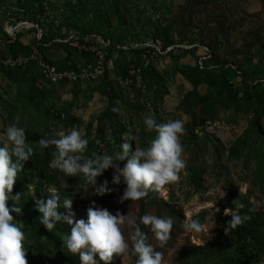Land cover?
I'll use <instances>...</instances> for the list:
<instances>
[{"label":"rangeland","instance_id":"1","mask_svg":"<svg viewBox=\"0 0 264 264\" xmlns=\"http://www.w3.org/2000/svg\"><path fill=\"white\" fill-rule=\"evenodd\" d=\"M205 2L0 0V145L7 142L5 131L12 124L24 128L26 138H56L57 131L77 127L89 141L85 157L111 155L123 143L133 150L149 146L156 132L146 130L147 116L157 123H184L180 142L185 167L178 179L133 202H121L126 185L112 183L114 169L97 178V185L108 181L111 194L96 196L94 189L81 187L82 176L49 168L54 146L42 149L27 139L33 148L30 160L53 176L52 183L38 188L17 178L12 195L20 194L21 203L10 199L9 209L21 207L19 215L40 222L36 200H46L53 189L61 204L65 197L72 200L76 219L87 221L93 202L137 223L145 214L171 217L173 228L163 247L149 227L140 225L148 242L163 253L162 264H264V54L254 47L250 60H241L251 34L264 24V0ZM214 13L235 25L230 38L221 37L217 54L221 63L240 61L239 72L215 70L204 47L192 48L198 39L213 44L216 23L207 24L206 15ZM87 41L96 52L79 49ZM42 61L65 76L50 81L40 68ZM134 69L140 70L146 93L137 84L122 83ZM208 120L220 127L197 132ZM124 163L119 162L121 168ZM235 208L248 217L238 225L240 238L228 226L232 217L224 215L225 209ZM58 212L67 214L63 207ZM193 219L199 220V231L185 227ZM15 222L23 225L28 264H66L37 226ZM122 231L129 250L114 255L111 264H135L132 229L126 223ZM70 232L62 222L48 231L62 246ZM239 246L248 248V255ZM66 252L81 264L78 255Z\"/></svg>","mask_w":264,"mask_h":264},{"label":"clouds","instance_id":"2","mask_svg":"<svg viewBox=\"0 0 264 264\" xmlns=\"http://www.w3.org/2000/svg\"><path fill=\"white\" fill-rule=\"evenodd\" d=\"M118 111V109H113ZM146 130L155 131L156 136L145 149L136 148L123 143L121 151L115 154L95 155L85 157L89 141L85 138L81 128L73 127L69 131H57L56 138H41L39 146L48 148L54 146L49 168L59 170L70 177L82 176L85 191L94 189L93 194L103 197L111 194L112 189L105 180L97 185V178L103 176L106 170L114 169L112 183H123L126 188L121 197L124 201H139L148 196L149 190L158 191L163 186L178 179V173L185 167L182 158L183 147L180 137L184 132L182 120H171L166 123H157L151 116L144 120ZM7 142L0 145V264H28L27 251L24 241L23 225L15 222L11 212L21 214V207L9 209L8 201L21 203L20 194L12 195L13 188L22 171L23 164L30 160L33 148L27 142L25 129L15 124L5 131ZM119 162L124 163L123 168ZM49 197L36 200V208L42 214L40 223L52 232L60 222L71 227V232L63 239V246L74 255H78L81 264H98L96 257L104 264H111L114 255H124L129 250L122 226L127 223L131 231V252L136 257L135 264H162L163 253L156 251L148 236L140 225L150 228L161 247L169 239L173 228L171 217H161L145 214L136 219L117 213L111 214L107 209L93 206L88 209L87 221L76 219L72 212V200L65 197L62 204L60 196L55 190H49ZM63 207L67 214L58 212ZM219 211V209H217ZM225 216H231L228 226L236 228L247 216H241L237 210L225 209ZM194 231H199L201 224L193 219L185 225Z\"/></svg>","mask_w":264,"mask_h":264},{"label":"trees","instance_id":"3","mask_svg":"<svg viewBox=\"0 0 264 264\" xmlns=\"http://www.w3.org/2000/svg\"><path fill=\"white\" fill-rule=\"evenodd\" d=\"M204 0H189V3L192 2L194 4H203ZM209 0H206L205 4H207ZM212 2H217V0H212ZM191 14V13H190ZM215 14V13H214ZM209 17V21L207 24L211 23H216V34L214 37V42L211 45L210 43L205 42L203 39H198L199 40V45L192 47L193 49H196L198 47H204L207 56L209 57V61L213 63V67L215 70H219L221 68H230L233 69L234 71L239 72V67L240 61H235L234 63H229L228 61L221 63L220 57L217 54V51L220 46L221 42V37L225 38L226 40L231 37L232 30L234 29L235 25L229 23V19H227L226 15H216L214 17H210V15H206ZM208 25V27H209ZM264 24L261 25V27L257 28V31H253L251 34L252 36V41H250V44H248V50L245 53H242L243 57L241 60L242 61H248L250 60L251 55V50L254 47H258L257 53L264 54V39H262V36L264 38ZM263 33V35H261ZM90 37V36H89ZM94 38L90 37L89 42L93 43ZM154 42H159L160 39L158 36L154 37ZM181 42L183 43L184 40L182 39ZM162 43V42H161ZM185 43V42H184ZM178 47L182 46V44H178ZM12 48H15V45L12 44ZM162 50L165 51L167 50V47L163 45L162 43ZM188 51V50H186ZM241 52V51H240ZM239 54V53H238ZM208 61V62H209ZM208 64V63H205ZM37 65V64H36ZM54 65V64H53ZM206 68H209L208 65H206ZM111 107V106H110ZM109 107V108H110ZM41 138H44L39 135H27V139L30 141H36L38 142ZM18 178L22 181H24L27 184L30 185H35L38 188H45L46 186L50 185L52 183L53 176L49 174V172L46 169H43L38 165L37 161H27L23 164L22 171L19 173ZM14 218L15 221H20V222H27L31 225L37 226L41 232L45 234V236L48 238L49 241L53 242L57 248V252L61 259L66 262V264H74V257L69 255L66 252L65 247H63L57 239H55L50 233H48V230L40 223L37 222V220H34L26 215H19V214H11ZM60 225V223H58ZM65 229V228H64ZM234 233L235 235L240 238L242 236V231L240 230V227L237 226L234 228ZM238 251L246 256L248 255L249 249L248 248H242L238 247ZM246 262L249 263L248 259H246Z\"/></svg>","mask_w":264,"mask_h":264},{"label":"built area","instance_id":"4","mask_svg":"<svg viewBox=\"0 0 264 264\" xmlns=\"http://www.w3.org/2000/svg\"><path fill=\"white\" fill-rule=\"evenodd\" d=\"M76 43H80V40L78 38L76 40ZM103 45L108 48L110 44L103 41ZM79 49H81L83 52L94 53L96 52L97 48L93 44H88L87 41L86 44L82 43V45L79 46ZM40 68L42 72H44L45 76L54 83L58 82L65 76V74L59 72V70L55 65H52L46 61H42L40 63ZM141 75L142 74L139 69L137 70L134 69L133 71L130 72L128 77L122 80V83L127 86H133L137 84V86L141 89V91L143 93H146L147 91L144 85L142 84ZM148 106L150 107V104H148ZM218 127H220V124L208 120L203 125L197 127V132L211 131L212 129H216Z\"/></svg>","mask_w":264,"mask_h":264}]
</instances>
